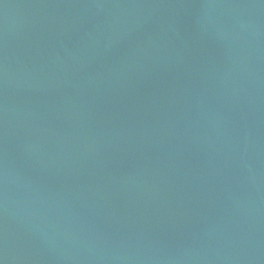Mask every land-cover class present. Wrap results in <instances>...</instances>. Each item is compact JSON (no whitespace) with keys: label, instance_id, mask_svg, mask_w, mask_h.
I'll use <instances>...</instances> for the list:
<instances>
[{"label":"water","instance_id":"obj_1","mask_svg":"<svg viewBox=\"0 0 264 264\" xmlns=\"http://www.w3.org/2000/svg\"><path fill=\"white\" fill-rule=\"evenodd\" d=\"M0 264H264V0H0Z\"/></svg>","mask_w":264,"mask_h":264}]
</instances>
